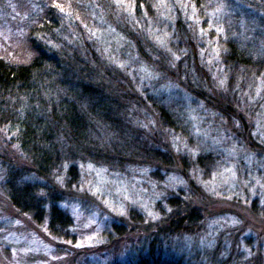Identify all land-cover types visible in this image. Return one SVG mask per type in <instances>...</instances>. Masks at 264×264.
I'll return each instance as SVG.
<instances>
[{
	"label": "rangeland",
	"instance_id": "1",
	"mask_svg": "<svg viewBox=\"0 0 264 264\" xmlns=\"http://www.w3.org/2000/svg\"><path fill=\"white\" fill-rule=\"evenodd\" d=\"M57 1L74 22L72 1ZM50 2L0 0L1 58L32 57L27 35ZM78 3L87 13L80 38L96 45L114 86L138 97L122 101V127L100 134L104 152L124 158L62 157L41 175L0 127V264H141L152 246L163 264H264V63L247 74L221 57L232 37L264 61V0ZM152 96L188 134L163 124ZM12 171L34 210L11 203ZM53 211L62 223L52 227Z\"/></svg>",
	"mask_w": 264,
	"mask_h": 264
},
{
	"label": "trees",
	"instance_id": "2",
	"mask_svg": "<svg viewBox=\"0 0 264 264\" xmlns=\"http://www.w3.org/2000/svg\"><path fill=\"white\" fill-rule=\"evenodd\" d=\"M64 1L67 5V0ZM71 1L74 22L64 15L63 4L56 0L44 8L37 24H31L27 38L33 55L28 61L18 64L0 57V127L14 134L16 143L41 175L60 169L62 157L71 161L78 155L94 160L96 157L124 158L121 152L105 153L100 146V134L110 135L122 127L126 119L122 116L125 103L138 99L131 91L122 92L114 86L117 78L113 71L106 70L104 65L106 71H102L96 45L83 33L80 38L81 33L77 32L78 28L84 32L79 18L87 16L86 10L79 6V0ZM134 6L137 10L146 6L151 9V0H134ZM185 57L190 63V54ZM221 57L226 66L247 74L262 72V55L239 39L231 37L223 42ZM191 71L190 67L187 72ZM122 101H126L124 105ZM164 101L152 96L148 105L166 127L188 134L184 121ZM67 173L74 177V167H69ZM18 174L12 171L10 176V201L18 210L29 212L37 205L32 202L29 186L18 182ZM25 197L29 201L25 202ZM52 217V227L55 222L62 223L60 213L53 211ZM152 247L150 258L141 264H163L155 246Z\"/></svg>",
	"mask_w": 264,
	"mask_h": 264
}]
</instances>
